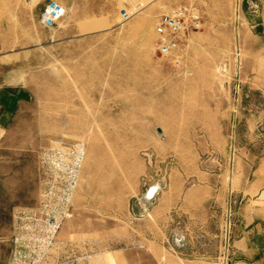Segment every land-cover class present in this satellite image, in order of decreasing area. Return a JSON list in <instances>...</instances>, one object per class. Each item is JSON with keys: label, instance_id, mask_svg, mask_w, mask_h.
Instances as JSON below:
<instances>
[{"label": "rangeland", "instance_id": "1", "mask_svg": "<svg viewBox=\"0 0 264 264\" xmlns=\"http://www.w3.org/2000/svg\"><path fill=\"white\" fill-rule=\"evenodd\" d=\"M47 1L0 0V88L33 91L0 139V264H12L14 211L34 206L79 148L52 264H264V238L239 243L236 193L240 161L252 176L264 154L254 0H55L70 12L51 28L38 19ZM80 3L89 13L74 24ZM178 4L196 6L201 26L177 63L157 52L154 27ZM203 185L213 193L198 204L190 192ZM163 196L182 208L152 214Z\"/></svg>", "mask_w": 264, "mask_h": 264}, {"label": "built area", "instance_id": "2", "mask_svg": "<svg viewBox=\"0 0 264 264\" xmlns=\"http://www.w3.org/2000/svg\"><path fill=\"white\" fill-rule=\"evenodd\" d=\"M64 8L55 0H48L39 11L38 19L47 28L53 27L63 16ZM201 26V15L192 4H178L161 13L154 32L156 50L179 62L180 43L184 35ZM72 159L63 169L60 179L49 181L32 207L17 208L13 214L11 235L12 264H52L50 252L63 223L71 216V200L77 185L82 160L81 148L71 151Z\"/></svg>", "mask_w": 264, "mask_h": 264}, {"label": "crops", "instance_id": "3", "mask_svg": "<svg viewBox=\"0 0 264 264\" xmlns=\"http://www.w3.org/2000/svg\"><path fill=\"white\" fill-rule=\"evenodd\" d=\"M255 8L260 11V19L257 22H254L252 27L264 29V0H254ZM70 8L64 10L65 13L69 14ZM75 12L77 16L73 20V23H78L79 19L82 18L81 13H89L88 10H83L82 4H75ZM110 13L112 15V11H106V14ZM112 17V16H111ZM77 18V19H76ZM109 22V27L105 26L101 30L105 31L107 34L108 30L112 29V20ZM63 23L65 21L63 20ZM69 23V22H68ZM72 23V24H73ZM101 26V25H100ZM65 26H63L64 28ZM68 27L75 28L76 25H68ZM100 30V31H101ZM73 31V30H72ZM74 32V31H73ZM96 76V73H93ZM33 94L32 89L20 86V87H11V86H2L0 88V139L3 137L5 133V129L7 123L9 121L10 116L12 115L15 106L25 103L31 99V95ZM238 172H239V182L237 184V196L240 201V206L238 208V217H239V235H241L240 242H246L247 235L252 232L256 236H260L264 238V154H261L260 158L257 160L254 168L252 169V176H249V164L246 162H241L239 164ZM251 177V178H250ZM213 188L210 185H203L197 187V189H192L190 195L197 194L202 192L201 201L198 204H202V199L205 200L203 194H207L205 196H209L212 192ZM219 192V191H218ZM222 203L224 204V187H222L221 192ZM217 198V197H216ZM148 203V202H146ZM156 206H153L150 212L153 213H164L167 214L174 209L182 208L183 203H179L175 197L163 196L158 198L156 202ZM202 206V205H201ZM203 208V207H202ZM200 214L207 215V212H201ZM161 218V216L159 217Z\"/></svg>", "mask_w": 264, "mask_h": 264}, {"label": "water", "instance_id": "4", "mask_svg": "<svg viewBox=\"0 0 264 264\" xmlns=\"http://www.w3.org/2000/svg\"><path fill=\"white\" fill-rule=\"evenodd\" d=\"M150 191H153L152 195L149 194ZM156 191H157V187L156 186L149 187L148 190L141 197V200L144 201V202H149L154 197Z\"/></svg>", "mask_w": 264, "mask_h": 264}, {"label": "bare ground", "instance_id": "5", "mask_svg": "<svg viewBox=\"0 0 264 264\" xmlns=\"http://www.w3.org/2000/svg\"><path fill=\"white\" fill-rule=\"evenodd\" d=\"M153 191H150L149 194L152 195Z\"/></svg>", "mask_w": 264, "mask_h": 264}]
</instances>
